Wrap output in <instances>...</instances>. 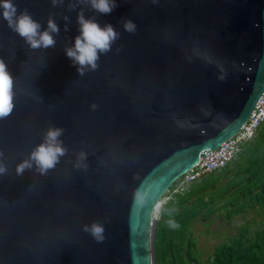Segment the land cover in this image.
<instances>
[{"label": "water", "instance_id": "95a60500", "mask_svg": "<svg viewBox=\"0 0 264 264\" xmlns=\"http://www.w3.org/2000/svg\"><path fill=\"white\" fill-rule=\"evenodd\" d=\"M13 2L42 29L52 16L60 33L55 48L33 50L0 16V58L15 91L12 114L0 120L8 168L0 176V264H152L160 198L231 139L264 91V0H116L107 15L85 5L70 10L74 0ZM81 8L121 34L84 76L64 52ZM126 18L134 34L123 29ZM49 125L64 129L67 154L47 175H16ZM80 151L86 170L74 167ZM138 186L147 193L139 208ZM93 221L105 227L102 243L83 231Z\"/></svg>", "mask_w": 264, "mask_h": 264}, {"label": "rangeland", "instance_id": "374dc122", "mask_svg": "<svg viewBox=\"0 0 264 264\" xmlns=\"http://www.w3.org/2000/svg\"><path fill=\"white\" fill-rule=\"evenodd\" d=\"M258 128L253 137L242 142L241 150L228 166L213 174L202 175L190 180L187 173L178 177L160 198L163 207L159 219L156 211L152 220V264H173V250L165 247L182 244L184 251L189 250L194 261L187 264H209L213 261L214 250L222 243L236 238L242 231L245 236L254 239L264 230V204L253 200V193L236 198L239 185H243L248 175V167L260 162L264 154V140ZM172 219L179 228L168 226ZM163 238L157 237L158 233ZM192 243L188 246V243ZM172 245V246H173ZM165 252L164 260L156 255Z\"/></svg>", "mask_w": 264, "mask_h": 264}, {"label": "clouds", "instance_id": "9594fccd", "mask_svg": "<svg viewBox=\"0 0 264 264\" xmlns=\"http://www.w3.org/2000/svg\"><path fill=\"white\" fill-rule=\"evenodd\" d=\"M53 6L63 5L64 0H51ZM77 5H85L95 12L107 15L117 7L116 0H74L69 3L70 10H74ZM0 16L7 22V26L17 33L33 50L55 48L57 40L56 35L60 33V27L56 20L50 16L47 19L46 28L42 29L39 21L33 18L32 14L24 9L19 11L13 0H0ZM65 21L69 20L67 15L63 16ZM78 34L74 38V44L65 46L64 52L77 67L79 76H84L89 71H96L99 67V60L102 54H107L112 50V45L120 38V33L110 23L101 25L95 17H86L84 8L77 13ZM123 29L134 34L137 31V25L132 19H124ZM65 31L68 30V24L64 25ZM55 34V35H54ZM193 54L201 58L206 64H216V67L223 72V67L217 63L207 52L202 53L199 48L193 49ZM191 61V57L188 58ZM223 81L226 75L217 77ZM92 110L97 108L93 103ZM15 108L14 77L8 69V65L3 58H0V120L7 119ZM178 123H180L178 121ZM183 126V125H181ZM64 133L62 127L49 125L43 133L42 141L35 145L30 153L15 167L16 175L22 176L26 170H33L40 175H47L48 172L56 167L61 157L67 154L68 149L63 146L61 137ZM0 152V157H3ZM87 153L80 151L74 167L77 169H87ZM8 168L0 160V176L7 175ZM147 193L142 186H138L133 191V204L135 207H143L146 204ZM163 203L156 205V218L159 219L160 210ZM168 226L179 228L180 225L174 220H168ZM83 231L89 233L96 242L102 243L105 240V227L99 222L93 221L91 224H84Z\"/></svg>", "mask_w": 264, "mask_h": 264}, {"label": "trees", "instance_id": "16d2710c", "mask_svg": "<svg viewBox=\"0 0 264 264\" xmlns=\"http://www.w3.org/2000/svg\"><path fill=\"white\" fill-rule=\"evenodd\" d=\"M259 135L264 140V129L259 131ZM227 166L228 164L220 170L225 169ZM247 169L248 175L244 184L237 186L238 192L236 198L240 195L253 193L251 198L259 204H264V154L260 162L255 161L251 163ZM157 237L164 239L161 232L157 234ZM172 245L169 241L165 242V247L168 250H173L175 255L173 264H187V260H195L194 257L190 256L189 250L184 251L182 244ZM191 245V242L188 243V246ZM155 252L159 259L164 260V251L160 254L159 249H157ZM157 264H161L160 260ZM209 264H264V230L258 232L253 240L247 238L245 232L242 231L236 238H233L227 243H222L214 250L213 261Z\"/></svg>", "mask_w": 264, "mask_h": 264}, {"label": "built area", "instance_id": "2783aa9c", "mask_svg": "<svg viewBox=\"0 0 264 264\" xmlns=\"http://www.w3.org/2000/svg\"><path fill=\"white\" fill-rule=\"evenodd\" d=\"M264 123V91L256 101L249 117L240 129L223 145L199 159L186 173L190 180L199 178L225 167L241 150V143L254 136L258 128Z\"/></svg>", "mask_w": 264, "mask_h": 264}, {"label": "bare ground", "instance_id": "6f19581e", "mask_svg": "<svg viewBox=\"0 0 264 264\" xmlns=\"http://www.w3.org/2000/svg\"><path fill=\"white\" fill-rule=\"evenodd\" d=\"M159 203H160V201H159ZM159 203H158V204H159ZM155 211H156V208H155ZM155 211H154V212H155Z\"/></svg>", "mask_w": 264, "mask_h": 264}]
</instances>
